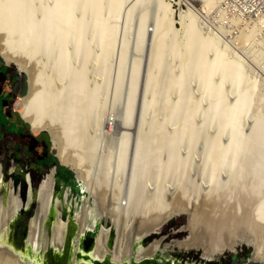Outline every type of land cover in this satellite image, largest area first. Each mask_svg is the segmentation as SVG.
Returning a JSON list of instances; mask_svg holds the SVG:
<instances>
[{"label": "bare ground", "instance_id": "1", "mask_svg": "<svg viewBox=\"0 0 264 264\" xmlns=\"http://www.w3.org/2000/svg\"><path fill=\"white\" fill-rule=\"evenodd\" d=\"M44 1L45 0H34V1L33 0H0V47H1L0 54L5 60V62L16 64L19 68L23 69L28 74L29 93L27 96H25V98H22L23 101L19 109L20 114L30 124L33 132L39 133L41 131L46 130L50 133L52 141L54 143V147L57 149L56 155L59 158V160L62 163H64V165H72V167L78 173V178H80L81 181L83 182L84 189L88 190L90 196L93 197V200H87L84 206L81 207L82 209L79 210V212H76L77 220H80L81 227L79 231L80 236L76 238L74 242L75 250L76 251L79 250L84 255H88V259L86 261H83V259L81 260V262H83L82 264H94L93 262L94 259L98 258L103 260L108 253H110L113 261H118V262L128 260L131 256V253H134L136 259H140L147 255L153 254L158 247L159 241L156 242V244L154 246H151L150 248L144 247L143 244H140L139 242H141L146 236H148L154 230L158 231L165 221L169 220L172 216L181 212H188V213L191 212L192 216L191 215L190 216L193 218V224H194L193 228L191 227L192 228L191 237L187 240L180 241L179 244L181 245V247L184 246L186 248H196L198 250H204L203 253L204 255H210L211 253H215L213 252V248L216 247V245L221 246L223 249L230 248L234 250V246L239 241H244L246 243H254V245H256V250L254 252V259L256 260L263 259L264 258V201H261V198L263 199V197L259 198L257 195L258 198L256 199L253 198L251 195L249 196L244 195L241 192L240 193L241 196L239 195L240 197L237 199V201L236 202L234 201L235 203L232 204L233 201L230 202L231 199L230 200L228 199V197L231 195L230 193L234 192L232 191L229 192L228 196L227 194L222 196L220 194L217 195L211 194L209 198L207 197V201L206 198L204 199V201L206 202L203 201L202 204L196 202L197 204H195V202L193 203L191 201L192 197L188 199L189 197L187 198V196L184 195L186 193L183 194L182 191L179 190L181 192L180 194H178L179 191H176L178 195L174 194L176 192H173L174 198L171 197L170 202H168V200H165L167 199L165 195V199L162 200L164 198L163 196V198L161 199L162 202L157 203V205L155 204L156 206H154L153 204L152 207L150 206L148 208L145 207L146 209L144 208L143 211L141 210L139 212L138 211L139 209L138 210H136L137 208L135 209L136 205H134L133 203V201L135 200V199L133 200V196H131V194L129 196L127 195L128 193L127 191L129 189L128 190L126 189L127 190L126 197L125 196L122 197L116 194V192L115 193L113 192L114 195H111L109 201H107L109 203H106L107 199L105 198L104 195L105 192H103L102 190V186H101L102 183L96 182L97 179L95 182L92 181V179L89 177L90 170L86 168L84 164L85 163L84 160L86 157L92 156L93 158V154H94L93 149L95 148L93 146L97 141L96 139H98L95 137L97 136L95 134H98L97 132H100L101 134V130L106 127L109 130H111L113 125H115L113 119L108 117V115H106L105 113H103L104 111H102L104 110L102 109V107L104 108L103 105L106 104L108 100L109 87L108 88L103 87L104 89H101L105 92L103 93L104 96H102V100L100 99L101 101L99 103L98 94H100L99 93L100 89L98 87L96 88V84L98 83L95 84L94 83L95 81H93L94 68L91 70L90 66H93L95 62L94 60L96 59L95 63L97 67L96 65H94L97 68L96 72L101 71L102 72L101 74L103 75H105V73L107 72L110 63V58L111 55L113 56L114 54L113 52L115 50V44L117 41L118 27L116 23L117 20H119V17L125 7L128 8L125 9L128 10L127 12L128 16H126L128 17L127 23L128 22L130 23L131 18H133L132 15L133 12L135 11V8H138L137 5L138 4L141 5L142 3L145 2H153L155 4L154 6H156L157 17H158L157 22L154 25L155 27L153 32L149 31L147 24H145L144 22L145 21L144 19L142 23L143 27H140L141 23L139 24L140 25L139 27L141 29L139 28V35H137L139 36L138 37L139 48H142L144 41L146 40V37L150 36L149 39H151V41H149V43L151 42L152 45L151 46L152 67L151 68L148 67V69L149 68L150 69L148 72L147 70L145 71L146 77L143 78L145 83L144 84L145 87L143 86L145 89L144 91H141L143 92L142 94L143 96L141 95V97L144 98L142 99L143 102L141 104L143 106V112L141 118L139 119L140 134L139 135L137 134L138 137L136 136V138L138 139L136 141V146L134 150L135 154H133L134 155V158L132 160L133 167L131 166L132 177L130 176V178H132L131 181L133 180L135 182L136 174L139 170V160L143 155V151L145 150V148L143 147V145L145 144V140H149L150 141L149 143H152V141H155V138L158 136V135L157 136L153 135L155 134L153 130L150 131L151 133L147 132L148 131L147 130L145 131V134L150 133L151 135L150 134L149 135L151 137L146 134V136H148V139L144 140V138L146 137H143L141 134L143 133L142 130L145 127V120H146L145 118L146 116H148L146 115V113L148 110L152 108L151 106L153 104L152 101L159 94L158 92L161 93V91H158V89H160L161 87L163 88V92L161 93V95H163L162 102H166L169 99L171 94L170 91L172 89L173 90L175 88H177V90L179 89L180 96L178 97V102L175 105L177 107L175 108L174 106L175 111H173L174 110L173 108L172 110H170L172 111L170 113L171 118L174 119L177 118L176 116L179 115L180 113L185 114L186 108L189 109L192 101L189 100L188 97L189 93L187 94L188 92L187 84H189L188 80L190 76L191 78L193 77L197 78V81H199V84H201V86L203 87L204 93H206L208 96L209 95L212 96V102L210 103L213 109L212 110L213 114L217 112L219 113V115L221 114V116H223L222 119L225 120L226 109H224L223 112L221 111L222 113H220L221 109L219 110L221 103V96L224 93V89L226 85L225 83L227 81L228 82L230 81L234 85V87L236 86V88L238 85H240L241 75L244 70L243 61L240 59L241 57L239 58L237 56L230 54L228 48L224 46L216 37L208 34L207 31H204L199 21L200 13L210 12L214 8H218L223 0H201L204 2L203 10H200L194 5H192L190 8H188L185 11V13L181 14V18L179 22H181L182 28L180 29L175 26V24L177 23L174 18L175 9L172 7L171 4L172 1L170 2L168 0H51L52 6H49L47 13L43 11V7L41 6V4H43ZM187 4H189V2ZM147 6H151V5H147ZM36 13L44 14V16L42 17L43 20H45L44 24L40 23L41 22L40 19L42 20V18H40L41 17L40 14H38L40 16L37 15L38 20L40 22L38 21L39 22L38 23L36 22L37 21L36 20L34 21L36 23L33 24V19ZM104 17H107L108 19H114V21L107 22V24H104L102 23ZM140 22L142 21L140 20ZM146 23H148V21H146ZM38 24H40L39 27ZM21 26L25 28L23 29ZM23 30L26 32L25 35H27L26 40L24 38L18 39L19 36L17 37V35H20L19 32H23ZM181 30L182 33L184 34L183 39L181 37L179 39V34ZM37 31H39L42 35L40 39L37 37L36 39L33 38L34 37L33 35H35ZM31 37L34 41V45H35V41L37 44L35 45L34 50L32 49L33 53L30 54L29 50L27 49V47L25 48V46L26 43L30 42ZM126 39L127 38H125V40ZM93 46L94 47L97 46L96 49L97 50L99 49L104 53H102L101 56H98L100 51L99 52L97 51L98 52L97 56H95V54H93V49H94ZM250 50L249 53L251 55L253 49L251 51ZM39 54H41V57L44 56L45 58L42 59L39 57L38 58L40 60L39 61L38 59H36ZM120 54H124V55H122L121 60L119 59L121 61L120 69H118L120 84L118 82L117 85H121V81L124 78L125 67L127 64L126 63L127 56L125 54V49L124 52L123 53L120 52ZM255 54L253 56H255ZM26 55L29 56L30 58L29 60L35 62L36 66L32 65V67H30L31 61H29L28 59H27L28 61H26V57H27ZM94 56L97 58H94ZM170 56H174V57L177 56L176 58L179 59V63H178L179 76L177 75L179 79L178 82L175 80V82L178 83L177 85H175L176 83L173 82L175 78L173 80L172 78H170L171 73L168 75V72L172 71L171 68L170 70L167 69V65H168L167 62L168 59H170L169 58ZM218 59L220 60L219 61L220 64L217 66ZM42 61H46V64H41ZM98 67L100 68V70ZM140 67H141L140 63L136 62L133 70H131V72L132 71L133 72L131 73L132 77L130 76V80H131V84H129L130 96H129L128 106L126 109L127 111L125 113L124 119L122 120V122H118L117 120H115V122L116 121L118 122V123L116 122L117 124L115 126L116 131L120 134V138H119L120 141H118L119 153L117 155L118 159L116 166V174L118 178L123 173L124 163L126 162V156L131 141L132 134L130 130L133 128L131 123L134 113L133 111L136 102L138 85H139V81L141 80ZM216 74H218V77ZM215 75L218 78V80H216ZM160 77L163 78L161 81L159 80ZM216 81L218 82L216 86L218 87L217 94L213 95V89L214 86L216 85L215 84ZM92 82L94 83L95 86H93ZM189 86L192 85L189 84ZM99 87L101 88V86ZM243 93L244 94L242 95V98L241 99L239 98L237 102L238 106L234 110V113L236 114L238 121H240V118L242 116L241 114L246 112L247 109L249 108L250 100L252 96V91L249 86L246 87ZM147 100H149L150 102L146 103ZM209 117H213V116H209ZM219 120L220 119H218L217 121ZM190 123H188V125ZM215 123H217L216 120ZM239 125L236 126V124H233L231 128L235 130ZM91 127L93 128V131H91ZM193 128L194 127L190 126L189 129L187 128L188 131L186 130L191 134L192 137L194 136ZM89 134L91 135V137H89ZM104 136L106 137V135ZM106 139L107 138H105V140ZM177 139L179 140L180 137H178ZM241 139H242V135L239 130V132L236 134L235 141H237V143L240 145ZM164 140H165L164 135H162L159 144L162 143V141ZM141 142L144 144L141 145ZM251 142L253 143L251 144L252 146H254V144L255 146H257L258 144L261 143L263 145L264 120L261 122L259 127H256V130L253 132ZM237 143L235 144L234 142V145H237ZM166 147L168 148V146ZM152 148L154 149V146ZM157 148L159 151L157 149H156L157 152L154 151L155 153L153 156L154 161L159 156H161L159 155L160 150H163L160 149L162 148L161 146ZM254 148L257 149L255 154L257 156H260L257 159L261 161L258 162L261 163L264 172V150L259 149L258 147H254ZM234 151L235 150L233 149L230 151V153L227 154L228 155L230 154L229 156L234 157ZM251 152L247 149L245 150L243 149L242 151H240L239 154H241L242 157L244 158L246 157L249 158L253 156ZM218 155L219 154H217V156ZM226 158L230 159L229 157ZM141 159H143V157ZM247 162L249 163L247 166L241 168L239 170L240 172L237 171L239 173L236 175L237 176L236 180H240L241 178H243L245 182L251 181L252 176L250 175L251 174L253 175L255 173V172L252 173L251 170L252 166L250 167V165L254 163L253 158L249 159ZM149 163L150 162H148V164ZM216 165L219 166L217 163ZM216 165L215 167L214 166L213 167L216 168ZM231 165H233V163ZM256 169L254 171H256ZM258 171L260 170L258 169ZM263 172L262 174H264ZM94 176L93 178H95ZM258 177H260V174L258 175ZM211 179L212 181L214 180L213 177H211ZM2 180L3 179L0 173V189L1 186L3 185ZM119 180H117L116 182H119ZM256 180L258 179L256 178ZM127 181H129V179ZM212 181L210 180L211 183ZM235 181H233V184ZM52 182L53 181L50 180V178L45 180V182L41 187L40 192L38 191L37 194V199L39 196L38 199L39 214L37 213V215H35V217L31 219L29 234L25 242V245L27 246L30 245L29 246L30 254L28 253V251H24V252L18 251L16 254H14L12 253V251H10V248L6 247L7 236L4 235L6 231V227L8 226L9 219L14 218L15 213L22 204L19 193H15L12 191V193H10L11 194L10 199H8L7 197L6 200L1 203L0 248H5L6 250L0 249V264H42V261L37 260L38 250L40 249L41 246L46 249L47 246L50 244L56 246L64 244L69 220L68 218L66 219L62 218L61 210L57 211V216L51 233L48 234L47 233L48 231L44 226V223H46L45 220L48 219L47 216L49 214L52 205V198H53ZM240 183H242L241 180ZM243 186L244 185H242V188ZM127 187L128 186H126V188ZM256 187H254V189ZM232 188L234 187L231 186V189ZM248 188H249L248 190H250L249 186ZM258 188L260 187L258 186ZM131 190L133 191V189ZM248 190L246 194L250 193L248 192ZM224 193H226L225 189H224ZM109 195L110 193H108V196ZM261 195L262 194H260V196ZM223 198H224V202L226 200L227 206H224L226 204H224L222 200ZM208 199H210V201ZM258 199H260L261 202H259ZM165 201H167L168 203ZM59 203L60 201L59 202L56 201V206H59ZM218 205L223 208L221 210L219 208L218 210L217 209ZM102 218L105 220V222H110L111 225L110 226L106 225V223L105 225H103L104 224L103 223L100 226L99 232L95 240V244L90 248L88 252H85L80 247L82 236L85 234L86 230L95 229L97 222ZM111 226H113V230L116 233V238H115L114 246L110 249L108 248V241L110 238V234L113 231ZM218 249L220 250V248ZM74 261H76V258H74Z\"/></svg>", "mask_w": 264, "mask_h": 264}, {"label": "rangeland", "instance_id": "2", "mask_svg": "<svg viewBox=\"0 0 264 264\" xmlns=\"http://www.w3.org/2000/svg\"><path fill=\"white\" fill-rule=\"evenodd\" d=\"M50 1L45 0L43 2V4H41V6L43 7V11L45 13L48 12L49 6H52V4H51L52 1L51 2ZM168 1H170V2L172 1L171 2L172 7L175 9L174 18L177 22L175 24V26L179 29L182 28L181 22H179L180 18H181V14L185 13V11L188 8H190L192 5H194L195 7H197L200 10L204 9V2L201 0H168ZM187 1L189 2V4H187L188 3ZM145 3H142L141 5L138 4L139 6L137 5L138 8H135V11L133 12V15H132L133 18H131L132 22L130 20V23L129 22L127 23L128 17H126V16H128V14H127L128 10H125L128 8L125 7L123 9V11L119 17V20H117V23H116L117 27H118L117 28L118 34H117V41L115 44V50L113 52L114 54H113V56L111 55L108 70L105 73V75L101 74L102 73L101 71L96 72V69H97L96 68L97 65L95 63L96 59L95 60L93 59L95 62L93 61L94 62L93 66H90L91 70L94 68L93 69V81H95L94 82L95 84L98 83V84H96V88L98 87L100 89L99 90L100 94H98L99 103L102 100V96H104L103 93L105 92L101 89H104L103 87H107V88L109 87L108 88V100H107V103L103 105L104 108L102 107V109H104V110H102V111H104L103 113L108 115V117L113 119L115 125H113L114 129L112 127L111 130H109L107 127L103 128L104 130L103 129L101 130L102 135L100 134V132H97L98 134H95V135H97L98 137L94 135L98 139H96L97 141L93 146V147H95L93 149V151H94L93 158H92V156H90L92 160L90 159V157H86L84 160L85 167L90 170V176L89 177L92 179L93 182H95L97 179L96 182L102 183L101 184L102 190H103V192H105L104 195H105V198L107 199L106 203H109L107 201H109L110 196L114 195L115 192H116V194H118L122 197H124V196L126 197L127 195L129 196L131 194V196H133V200L135 199L133 201L134 205H136L135 209L136 208H137L136 210L139 209L138 210L139 212L141 210L143 211V209L145 207L146 208H148L149 206L152 207L153 204H154V206H156L157 203H160V202H162V200L165 199V195L167 197V199H165V200H168V202H170L171 197H173V192H176L179 190H181L183 194L186 193L184 195H186L187 198L189 197L188 199H190L192 197L191 201L193 203L195 202V204H197L198 202L200 204H202L205 198L207 201V197L209 198L211 194H216V195L220 194L221 196L227 194V196H228L229 192H232V191H234V192H232L230 194L233 196L230 195L228 197L229 200L231 199L230 202L233 201L232 204H234L237 201V199L241 196L240 195L241 192L244 195H248V196L251 195L253 198H256V199L258 197L259 198L263 197V199L261 198V201H264V187H263V185H264L263 175L264 174H262V172H263L262 165H261V163H259L261 161L257 159L260 156H257L255 154L257 149L254 148V147H258L259 149L264 150V146H263L264 142H263V145H262V143L258 144L257 146H255V144H254V146L251 145V144H253L251 142L253 132L256 130V127H259L261 122L264 120V66H263L264 62H263V58L260 56L261 54L259 53V50H260L259 47L258 48L256 47L253 50L249 47L246 51V54L245 53L244 54L238 53L237 55L232 54L228 50L230 52V54L237 56L239 58L241 57L240 59L243 61V65H244L243 67H244L245 71L243 70V73L241 75L240 85H238L237 88H236V86L234 87V85L230 81L229 82L227 81L225 83L226 85H225L224 93L221 96V103H220V108H219V110L221 109L220 113H222L223 110L226 109L225 120L222 119L223 116H221V114L219 115V113H217V112H216L217 114L215 113L216 115L213 114V111H212L213 109H212V106L210 103V102H212V96L211 95L208 96L206 93H204L203 87L201 86V84H199V81H197V78H195V77L191 78V76H190V78H189L190 81L188 80V83L192 86H189V84H187L188 85L187 94L189 93L188 94L189 100L192 101L190 104V107H189V109L188 108L185 109V114L180 113L179 115L176 116L177 118H174V119L171 118L170 113L172 111H170V110H172V108L174 109V106L178 102V97L180 96L179 89L178 90H177V88H175L174 90L172 89L170 91V93H171L170 97L166 102H162L163 101L162 100L163 95H161V93L163 92V88L161 87L160 89H158V91H161V93L160 92H158L159 94L157 93L158 94L156 96L157 100L155 97L154 100L152 101V103H153L151 105L152 108L150 110H148L146 113V115H148V116H146V118H145L146 119L145 120V127L143 128V130H142L143 133L141 134L143 137H146V138H144V140H145V139H148V136L151 135L150 131L153 130L155 132V134H153V133L152 134L154 136L158 135L155 138L156 143H155V141H152V143H149L150 142L149 140H145V144L141 142V145L144 144L143 147L145 148V150L143 151V155L141 156V158L143 157V159L140 158V160H139V170L140 171L138 170V172L136 174L135 182L133 180L131 181V179H132V178H130V176L132 177L131 166L133 165V161H132L134 158L133 154H135L134 150H135V146H136V141L138 139V138H136V136L138 137V135L140 134V129H139L140 128V120L139 119L141 118L142 112H143V106L141 105L143 102L142 99H144L143 97H141V95L143 94V92H141V91H144V89H145L144 88L145 83H144L143 78L146 77L145 71L147 70V72H148L149 69L152 67L151 66V57H152L151 56L152 55V47L151 46L152 45H151V42L149 43V41H151V39H149L150 36L146 37V40L144 41L142 48H139V46H138V37L139 36H137V35H139V28L143 27L142 23H143L144 19H145L144 22H145V24H147V27H148L150 32H153L154 27H155L154 25L158 19L156 6H154L155 4L153 2H145ZM43 5L47 6V7H44ZM147 5H151V6H147ZM38 14H40V13L35 14V17L33 19V24H35L36 22L39 21L38 16L41 15L40 18H42L44 16V14H40V15H38ZM140 20L142 22H140ZM154 20H156V21H154ZM34 21H36V22H34ZM40 21L39 22L41 24H44L45 20H43V18H42V20L40 19ZM111 21L113 22L114 19H108L107 17H104L102 20V23L107 24V22H111ZM146 21H148V23H146ZM140 23H141V26L139 25ZM39 26H40V24H38V27ZM21 27L23 29L25 28L23 26H21ZM201 27H202V25H201ZM19 33H20V35H17V37L19 36L18 39L24 38L26 40V38H27V35H25L26 32L23 30V32H19ZM182 34L183 33L181 30V32L179 34V39H180V37L182 39L184 38V34L183 35ZM20 36H22V37H20ZM33 36H34L33 38H35V39H36V37L40 39L42 35L39 31H37L36 34ZM125 38H127V39L125 40ZM32 41H33V39L31 37L30 42H32ZM16 42H18V41H16ZM30 42L26 43L25 48L27 47V49L29 50V53L31 54V53H33L32 49L34 50V47L37 43L35 41V45H34V41L32 43H30ZM125 44H127V45H125ZM31 45H32V47H31ZM93 48L95 49V50L93 49V54H95V56H97V53L99 51H100V53L98 54V56H101L102 53H104L99 49L97 50L96 49L97 46H95V47L93 46ZM124 49H125V54L127 56L126 57V63L127 64L125 67L124 78L121 81V85H117L118 82L120 84L119 70H118V69H120V64H121L120 60L122 58V55H124V54H120V52L123 53ZM250 49L252 50L251 55L249 53ZM0 51H1V47H0ZM128 51L130 52V54ZM254 54H255V56H253ZM39 55L36 59H38L39 57L42 59L45 58L44 56L41 57V54H39ZM95 56H94V58H97ZM176 57L170 56L169 57L170 59H168V62H167L168 63L167 69L170 70V68H171V70H172V71L168 72V75L171 73L170 78H172V80L175 78L173 80V82L176 83L175 85L178 84L177 82L179 79L178 78V76H179L178 75L179 74V70H178L179 69V67H178L179 59ZM253 57L255 58V60ZM257 58H260V59H257ZM27 59L28 60L30 59L29 56L26 57V61H28ZM38 60H37V62H38ZM29 61H31L30 67H32V65L36 66L35 62H32V60H29ZM219 61L220 60L218 59L217 60V66L220 64ZM136 62H139L140 66H141L140 67L142 70V71L140 70V72H141L140 73L141 74L140 79L141 80L139 79L140 81H139V85H138L136 102H135L134 111H133L134 113H133L132 123H131L132 127H133L130 130L131 134H132L131 135V141H130V145H129L127 156H126V162L124 163V170H123V173L119 176V178H120V180H119V178L117 177V174H116V166H117V159H118L117 155L119 153V142L118 141H120V139H119L120 134L116 131L115 126L118 122H122V120L124 119L125 113L127 111L126 109L128 106V101H129V96H130V85H129V84H131L130 76H131V73L133 72V71L131 72V70H133ZM258 62H260V63H258ZM41 64H46V61H42ZM2 65L4 68H6V70L8 72V77H10V78L14 77L13 79L16 78V80L18 81L19 88L17 91H15V95L12 97L13 98L12 107L16 108L19 111L20 105L23 101L22 98H25V96H27L29 93L28 74L23 69L19 68L16 64L5 62V60L3 59V57L0 54V66H2ZM94 65H96V67ZM148 67H150V68L148 69ZM99 70H100V68H99ZM216 75L218 77V74H216ZM216 75H215V78H216V80H218ZM162 79H163L162 77L159 78L160 81ZM175 80L177 82H175ZM94 83L92 82L93 86H95ZM215 84H214L215 86L213 89V95L217 94V89H218V87H216L218 82L216 81ZM99 86H101V88ZM198 86H199V88H198ZM248 86L250 87V89L252 91L250 106L246 112L241 114L242 116L240 118V121H238V118H237L236 114L234 113V110L238 106L237 102H238L239 98L241 99L242 95L244 94L243 91ZM201 92H203V93H201ZM206 95H207V98H206ZM210 96H211V99H210ZM176 99H177V101H176ZM155 101H157L158 103ZM148 102H150V101L147 100L146 103H148ZM193 105H194V108H193ZM140 106H141V108H140ZM176 107L177 106H175V108ZM163 109H165V110H163ZM173 111H175V109ZM165 112L166 113L168 112V113L166 114ZM187 112H190V113H187ZM188 114H190V115H188ZM184 115H185V118H184ZM189 116H190V118H189ZM209 116H213V117H209ZM178 117H180V118H178ZM115 118H118V119H115ZM171 119H173V120H171ZM218 119H220V120L217 121ZM115 120H117L118 122L116 121L117 122L116 123ZM215 120L217 123H215ZM223 120H224V122H223ZM147 122H148V124H147ZM193 122H194V124H193ZM225 122H226V124H225ZM188 123H190V124L188 125ZM210 124H211V126H210ZM223 124H224V126H223ZM233 124H236V126L240 124L238 126L239 128L237 127L234 130L233 128H231V126ZM217 125H220V126H217ZM190 126L194 127L193 128L194 129V136L193 137L191 136V134L189 132H187ZM25 127L31 135L35 136L36 139L44 140L46 142V145L50 147L51 152L53 153L54 157L57 159V162L59 163L60 160L56 156L57 149L54 147V143L52 141L50 133L46 130L41 131L39 133H35V132L31 133L32 129H31V126L28 122L25 123ZM218 128H220V129H218ZM137 129H139V130H137ZM237 129L240 130L241 135H242L240 145L237 143V141H235L236 134L239 132V130H237ZM232 130H234V131H232ZM91 131H93L92 127H91ZM110 131H111V133H110ZM145 131L150 132V133H146L148 136H146ZM90 134H89V137H91V135H92V134L91 135ZM188 134H189V137H188ZM104 135H106V137ZM162 135H164L165 140L159 144V142L161 141ZM178 137H180L179 140L177 139ZM181 137H183V138H181ZM105 138H107V139L105 140ZM166 138H167V140H166ZM234 142H235V144L237 143V145H234ZM147 143H149V144H147ZM190 143H192V144H190ZM159 145L162 147L160 149H163V150H160L159 155H161V156H159L156 159L157 161L156 160L154 161V157H153L155 154L154 151L157 152L156 149L158 150L157 147H160ZM153 146H154V149L152 148ZM166 146H168L169 149ZM170 146H171V149H170ZM187 146H188V148H187ZM150 147L152 148L153 152L151 151ZM236 148H237V150H236ZM71 149H72V147H71ZM165 149L167 151H170V152H167ZM233 149L235 150L234 151V157L235 158L233 156L232 157L229 156L230 154L229 155L227 154V153H230V151ZM243 149L244 150L247 149L250 152L253 151L254 153L251 152V154H253V156H251L249 158L242 157V155L239 153ZM212 152H214V153H212ZM104 154H106V155H104ZM217 154H219V155L217 156ZM210 157H211V159H210ZM213 157H214V159H213ZM226 157H229L232 161ZM103 158H105V159H103ZM252 158H253L254 163H256V164L253 163L250 165V167L251 166L253 167V168L251 167V170H252V173H254V172L255 173L253 175L252 174L250 175L253 178L251 177V181H249V182H245L243 180V178H241L240 180L243 183L242 184V183H240V180H236L237 179L236 175L240 172L239 170L241 168H244L245 166H247L249 164L247 161L249 159H252ZM218 160L219 161L221 160L220 163ZM226 160H227V162H226ZM140 162H142L143 164ZM148 162H150V163L148 164ZM173 163H175V164H173ZM216 163L219 166H217ZM232 163H233V165H231ZM215 165H216L217 169L214 168ZM186 166H188V167H186ZM234 166H235V168H234ZM68 167L73 168L72 165H68ZM254 167H256L257 169ZM182 169L184 172L182 171ZM255 169H256V171H254ZM258 169L260 171H258ZM50 170L51 171H49L47 177L44 178V180L42 181L43 183L45 182V180L49 179L48 177L52 173L53 168H50ZM237 171H239V172H237ZM75 172L78 176V173L76 170H75ZM227 172H229V173H227ZM234 173H236V174H234ZM259 174H260V177H258ZM93 176L95 178H93ZM211 177H213V179L216 182L214 180L212 181ZM214 177H216L217 179ZM256 178L258 180H256ZM93 179H95V180H93ZM128 179H129V181H127ZM117 180H119V182H116ZM210 180L212 181V183H215V184H212L210 182ZM233 181H235L234 182L235 186L233 184ZM42 182H41L40 187L38 188L39 192H40L41 187L43 185ZM244 183H247V184H244ZM261 183H262V185H261ZM132 184H134V185H132ZM242 185H244L243 188H242ZM252 185H253V187H252ZM126 186H128L129 188L128 187L126 188ZM225 186H227V187H225ZM231 186L234 187V188H232L233 190L231 189ZM248 186L250 187V190H252V191L248 190L249 189ZM258 186L260 188H258ZM116 187H118V188H116ZM235 187H237V188H235ZM254 187H256L257 189L256 188L254 189ZM9 188H10V190H9V194H8V199H10V196H11V194H10L11 189L15 190L11 183L7 186V189H9ZM211 188H213V189H211ZM240 188L244 191H242ZM262 188H263V190H262ZM126 189L127 190L129 189V190L127 191ZM131 189H133V191ZM224 189H225L226 193H224ZM247 190H248V192H250L249 194H246ZM254 190H256V191H254ZM262 191H263V193H262ZM60 192L61 191H59V193ZM108 193H110L109 196H108ZM126 193H127V195H126ZM180 193L181 192L179 191L178 194H180ZM259 193L262 195L260 196ZM162 194H164V195H162ZM174 194L178 195L177 192ZM63 195L64 196L68 195L65 190L63 192ZM161 195H162V197H161ZM257 195H258V197H257ZM156 196H158V197H156ZM163 196H164V198H163ZM168 196H169V198H168ZM234 197H236V198H234ZM38 199H39V196H38ZM55 200L60 201L59 196H57ZM64 200H66V199H64ZM208 200L210 201V199H208ZM222 200L224 202V198ZM222 200H220V201H222ZM206 201H204V202H206ZM258 201L261 202L260 199H258ZM71 202H72V200L70 198L69 204ZM165 202H167V201H165ZM224 204H226L224 206H227L226 200H225ZM107 205H109V204H107ZM218 206H217L218 210H219V208H220V210L223 208L221 206H219V207ZM224 208H226V207H224ZM190 215H191V212L190 213L181 212V213H178V214L172 216L169 220L165 221L164 224L160 227V229L158 230V234H150V235L146 236L141 241V244H143V246L146 248H150L151 246H154L156 244V242L159 241L158 247L154 251L153 254L162 255V256L166 257L167 260L169 261V263H172V264H243V263H245V264H258V262H256V260H253L251 257L246 260V258H248L247 256L250 255L252 253V251H254V247L256 250V245H254V243H246L244 241H239L234 246V250H233V253H236V255H237L236 256L237 259H235V260L230 259V256H229L231 253L230 248L223 249L219 245H216V247H214L215 249L213 248V252H217V253L213 256L212 261H207L205 259H202V254L204 253V250H198L196 248H186L184 246L181 247V245L179 244L180 241L187 240L191 237L192 228H193L194 224H193V218L191 217L192 215L191 216ZM103 225H105V223ZM80 227H81V225H80ZM111 228L113 230V226H111ZM218 248H220V250ZM221 249H222V251H221ZM131 255H134V253H131ZM110 258H111V255H110Z\"/></svg>", "mask_w": 264, "mask_h": 264}, {"label": "flooded vegetation", "instance_id": "3", "mask_svg": "<svg viewBox=\"0 0 264 264\" xmlns=\"http://www.w3.org/2000/svg\"><path fill=\"white\" fill-rule=\"evenodd\" d=\"M13 78L8 77L3 65L0 66V173L3 179L0 189V208L1 203L8 197L10 188L7 189V186L11 183L15 190H11L10 193L12 191L19 193L22 204L14 218L9 219L8 226L13 234L23 229H28L29 232L31 219L38 213L39 200L36 203L35 196L37 197L41 182L51 171L50 168H53L48 177L53 181L51 212L49 211L48 219L46 218L44 223L49 234L52 232L58 208L65 218L77 221L76 212L84 206L87 199L83 195L87 197L88 193L82 192L84 187L77 179L75 170L68 165L58 163L46 142L36 139L27 131L25 127L27 121L16 108L12 107V97L19 88L18 81ZM71 177L74 178L76 185L69 183ZM64 190L68 195H63ZM57 196L60 197L59 206H56ZM70 198L72 202L69 204ZM89 200H93V197L91 196ZM97 225L95 229L90 230L96 233L95 237L99 232L101 220ZM92 243L91 245L95 244ZM157 260L168 262L164 256L163 260L161 258ZM231 260L234 259L231 257Z\"/></svg>", "mask_w": 264, "mask_h": 264}, {"label": "built area", "instance_id": "4", "mask_svg": "<svg viewBox=\"0 0 264 264\" xmlns=\"http://www.w3.org/2000/svg\"><path fill=\"white\" fill-rule=\"evenodd\" d=\"M199 20L232 54L259 47L264 62V0H223L218 8L200 13Z\"/></svg>", "mask_w": 264, "mask_h": 264}, {"label": "water", "instance_id": "5", "mask_svg": "<svg viewBox=\"0 0 264 264\" xmlns=\"http://www.w3.org/2000/svg\"><path fill=\"white\" fill-rule=\"evenodd\" d=\"M60 163L62 162L60 161ZM77 179L79 180L80 183L83 184V182L81 181L80 178H78V176ZM82 192L88 193L87 197L85 195H83V197L89 200L91 196L88 190L83 188ZM35 202L38 203V199L36 196H35ZM59 210L60 208H58L57 211ZM61 216L63 219H66L63 213L61 214ZM103 223H106V225L109 226L111 225L110 222H105V220L102 218L101 225ZM9 227L10 226L6 227V231L4 233V235L7 236L6 247L10 248V251H12V253L14 254H16L18 251H22V252L28 251V253L30 254V250H29L30 245L28 246L25 245V242L29 234L28 229H23L22 231H16L15 234H13ZM79 231H80V220L77 221L69 220L64 244L58 246L48 245L46 249L41 246L40 249L38 250L37 260L42 261V264H82L83 262H81V260L83 259V261H86L88 259V255H84L81 251L75 250L74 242L75 239L80 236ZM150 234H158V231L154 230ZM95 235L96 233H93L92 231H90V229L86 230L85 234L82 236V241L80 245L82 250H84L85 252H88L90 250V248L93 246L91 245L93 244L92 242H95L96 240ZM115 238H116V233L113 230L112 233L110 234V238L108 241V248L111 249L114 246ZM0 249L6 250L5 248H0ZM254 252H255V247H254V251H252L249 258L251 257L253 260H256L254 259ZM216 253L217 252L211 253L210 255L202 254V259H205L207 261H212L213 256ZM231 253H233V249H231ZM74 258H76V261H74ZM157 258H161L163 260L162 255L150 254L140 259H136L135 255H131L128 260L118 262V261H113L112 258H110V253H108L103 260L97 258L94 259L93 262L94 264H172L169 263V261L166 263L160 262L157 260ZM256 262H258V264H264V258L261 260H256Z\"/></svg>", "mask_w": 264, "mask_h": 264}, {"label": "trees", "instance_id": "6", "mask_svg": "<svg viewBox=\"0 0 264 264\" xmlns=\"http://www.w3.org/2000/svg\"><path fill=\"white\" fill-rule=\"evenodd\" d=\"M55 158V157H54ZM55 160L57 161V159L55 158ZM69 183L70 184H73V185H76V182L74 181V178L73 177H71V179L69 180ZM230 259H231V257H230Z\"/></svg>", "mask_w": 264, "mask_h": 264}, {"label": "crops", "instance_id": "7", "mask_svg": "<svg viewBox=\"0 0 264 264\" xmlns=\"http://www.w3.org/2000/svg\"><path fill=\"white\" fill-rule=\"evenodd\" d=\"M229 256L232 257V258H234V260L237 259V257H236V256H237L236 253H230ZM247 259H249V257L246 258V260H247ZM243 264H245V263H243Z\"/></svg>", "mask_w": 264, "mask_h": 264}]
</instances>
